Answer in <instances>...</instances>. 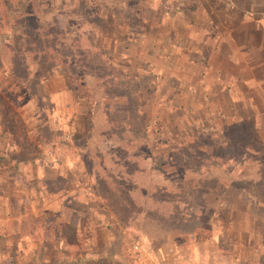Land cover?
Here are the masks:
<instances>
[{
    "label": "rangeland",
    "instance_id": "1",
    "mask_svg": "<svg viewBox=\"0 0 264 264\" xmlns=\"http://www.w3.org/2000/svg\"><path fill=\"white\" fill-rule=\"evenodd\" d=\"M1 1L9 10L6 12L0 4V123L8 129L9 118L20 120L29 146L16 150L4 147L8 140L14 143L9 129L2 137L0 192L4 196H0V216L7 201L12 203L10 213L17 208L27 213L32 202H46L56 208L46 211L49 219L39 221L44 227H56V213V218L70 215L69 210L66 214L59 212L58 205L65 203L85 213L82 235L87 252L102 250V240L98 245L94 243L101 217L110 237L121 235L123 255L113 260L110 256L97 261L88 259V264H155L139 232L143 229L146 196L148 202L162 201L167 203V209L177 208L180 216L175 214L173 221L178 222L168 221L167 225H179L183 231L193 227L188 220L192 213L204 209L199 216L200 238L206 236L210 221L207 212L215 211L220 224L226 219L220 204L230 198L231 205L238 208L241 203L237 192L244 190L252 200L263 203L253 206L250 218L257 235L264 234V133L253 128L264 125V114L253 116L250 110L254 105L262 106L261 99L247 98L239 105L240 99L231 101L222 96V91L217 92V72L225 71L228 79L235 69L217 49H212L215 38L204 30L210 25L208 11H220L226 1L223 5L194 2L178 14L175 0H143L139 7L133 4L135 0L129 4L114 0L120 5V10L113 13L115 18L109 10L85 0ZM256 12L261 17L264 7ZM210 18L221 21L220 17ZM231 25H235L233 21ZM24 27L35 33L29 40ZM74 39L86 51L94 52L92 74H115L119 79L125 72L132 77L135 100L128 107L142 113L148 133L158 131L157 141L166 145L173 138L181 142L193 135L195 143L203 144V151L197 152L199 156L194 157L187 145H180L174 157H137L125 168L106 159L108 172L104 171L89 134L87 102L80 94L74 98L71 93L78 82L66 83L61 63L50 54L55 42L66 48ZM220 46L219 43L220 52H226V46ZM85 83L87 87L94 85L93 75H86ZM50 90L55 96H50ZM60 90L66 92V97L59 95ZM137 127L136 124L134 128ZM140 135L143 136L141 132ZM141 139L138 141L144 142L148 137ZM25 157L38 162V171L34 166L19 164ZM113 175L123 178V186L115 183ZM150 177L152 183H148ZM148 214L158 215L152 210ZM24 222L26 231L30 229L28 225H36L29 213ZM64 227L70 226H61L63 234ZM68 230V239L64 238L74 243L73 228ZM262 239L264 242V235ZM134 242L141 246L143 259L131 251ZM108 250L117 251L113 245ZM9 258L16 263L13 255ZM7 261L8 258L1 264Z\"/></svg>",
    "mask_w": 264,
    "mask_h": 264
},
{
    "label": "crops",
    "instance_id": "2",
    "mask_svg": "<svg viewBox=\"0 0 264 264\" xmlns=\"http://www.w3.org/2000/svg\"><path fill=\"white\" fill-rule=\"evenodd\" d=\"M192 1L198 5L204 1L222 5L224 1L227 2L226 7L223 6L220 11L216 9L208 11V24L210 25L209 28L204 29L206 33L209 32L215 38L216 46H211L212 49H217L218 54L229 61L235 69L228 79L225 78V71L217 72L216 78L219 79V83H216L219 85L217 92L222 91V96L231 98V101L240 99L239 105H243L247 98H260L262 106L251 107V115L264 114V19L257 16L256 12L263 9L264 0ZM177 13L182 14L184 11H177ZM217 13L220 15L216 16ZM210 17H220L221 21L213 20ZM232 21L236 26L231 25ZM219 43L221 46H226V52H220V48H217ZM52 91L50 90L48 93L50 96H55L56 93ZM59 95L66 97V92L60 90ZM232 103L230 102L229 105L233 106ZM2 126L0 123V149L4 143L2 137L7 135L6 131L8 130ZM253 128L258 133H264L263 124H256ZM9 142H11L10 146ZM6 146H12V150L20 148L12 142V139L6 141L4 147ZM32 162H34L33 157H25L19 164H22L23 167L34 166L38 171V162H34V164ZM148 183H152L151 177ZM143 193L146 194L145 191ZM0 196L2 198L4 194L0 192ZM237 196L241 203L238 208L231 205L230 198L226 201L223 200L220 204L226 213V219L223 218L220 224H217L220 220L216 217L215 211L207 212L206 215L210 221L206 225V236L200 238L197 237V231L202 227L199 216L204 214V209H198L197 212L192 213L189 219L182 213L193 223L191 230L183 231L179 225H167L168 221L178 222L173 221L174 216L177 217L175 214L178 215L177 208L167 209L165 207L167 203L162 201L148 202L149 197L146 196L143 202V229H140L139 232L141 240L148 248L155 264H264V242L262 239L264 234L262 232L261 237L257 235L250 218L253 206L263 205V203L252 200L244 190H239ZM58 206L60 214L63 212L66 214V211L69 210L70 215L68 218H63V216L56 218V213L54 215L56 227L47 228L41 225L39 219L47 218L46 211L56 208L55 204L32 202L29 212L25 213L20 208H14L16 211L10 213L13 209L12 203L5 202V212L0 216V264L10 255L15 257L17 264H61L59 260H62V264H88V259L97 261L102 260L104 256H110L113 260L123 255L120 243L121 235L116 233L110 237V230L105 227L102 217L101 222L96 226L94 235L95 245H98L99 240H102L99 247L102 250L87 252L85 236L82 235L86 228L85 213L65 203ZM149 210L155 211L158 215L150 216ZM28 213L34 216L36 225H28L30 229L26 231L27 224L24 222V218ZM49 214L52 212L49 211ZM50 222L53 224L54 220L50 219ZM63 224H68L73 228L74 243L68 242L64 238V234L61 233ZM156 229L159 234L154 232ZM110 245H113L117 251L110 252L108 250ZM124 259L127 258L124 257ZM128 264L130 263L128 262Z\"/></svg>",
    "mask_w": 264,
    "mask_h": 264
},
{
    "label": "trees",
    "instance_id": "3",
    "mask_svg": "<svg viewBox=\"0 0 264 264\" xmlns=\"http://www.w3.org/2000/svg\"><path fill=\"white\" fill-rule=\"evenodd\" d=\"M85 1L96 5L102 10H109L112 18H115L113 13L120 10V5L114 0ZM129 1L126 0V4H129ZM142 1L135 0L133 4L139 7ZM0 4L8 12L9 7L7 3L0 0ZM191 4H194V1L176 0L175 10L183 12L184 7H190ZM24 33L26 39L35 35L34 32L25 27ZM93 53V51H86L77 39L71 40L66 48L61 46V42H55L54 46L50 49L51 56H54L53 59L59 61L63 67L62 76L66 83L71 84L72 81L78 82V86L72 87L71 89L74 98H76L77 94H80L87 102L88 110L86 119L90 131L89 134L92 136L93 145L98 150V157H101L100 160L104 171L108 172L104 166L107 160L113 165H117V167L121 166L125 168L127 163L135 160L137 157H174L172 154L178 150L180 145H187V150H192L195 155L194 157L199 156L197 152L203 151L201 150L203 144L195 143V138L192 137L193 135L190 136V139H184L181 142H177L173 138L172 142L166 145L157 141L158 131H155L153 134L148 133L147 131L149 129L146 128L147 124L142 113L140 111H132L128 107L129 102L135 100L133 98L135 91L131 88L132 77L125 72L118 76L119 79H116L115 74L113 76L111 74H105L103 77L97 73L92 74ZM86 75H93L95 80L94 85L87 87L85 83ZM109 76H112V78L107 79ZM136 124L139 127L134 128ZM7 126L14 143L19 147L28 149L29 145L25 141L22 122L20 120L12 121L9 118ZM140 132L143 136L140 135ZM145 135L148 139L144 142H139L138 140L145 137ZM161 152L162 154L160 155L159 153ZM126 174L129 175L131 173L128 172ZM113 177L116 178L115 183L118 186H123L124 180L120 175H113ZM125 198L126 196L124 195ZM68 228L70 227H64V236L66 239H68L70 234ZM7 262V264H16L12 258H8Z\"/></svg>",
    "mask_w": 264,
    "mask_h": 264
},
{
    "label": "built area",
    "instance_id": "4",
    "mask_svg": "<svg viewBox=\"0 0 264 264\" xmlns=\"http://www.w3.org/2000/svg\"><path fill=\"white\" fill-rule=\"evenodd\" d=\"M261 17L264 18V12L261 13ZM131 251L135 253L138 259H143L145 257L141 246L137 242L131 245Z\"/></svg>",
    "mask_w": 264,
    "mask_h": 264
}]
</instances>
